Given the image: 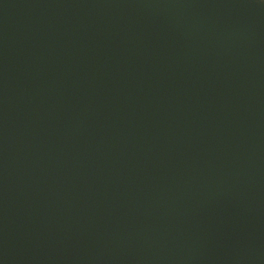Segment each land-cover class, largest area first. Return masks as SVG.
Wrapping results in <instances>:
<instances>
[{"label":"water","instance_id":"water-1","mask_svg":"<svg viewBox=\"0 0 264 264\" xmlns=\"http://www.w3.org/2000/svg\"><path fill=\"white\" fill-rule=\"evenodd\" d=\"M0 264H264V0H0Z\"/></svg>","mask_w":264,"mask_h":264}]
</instances>
